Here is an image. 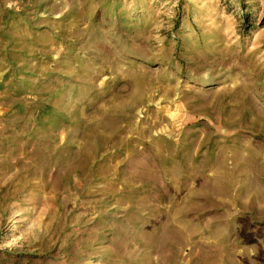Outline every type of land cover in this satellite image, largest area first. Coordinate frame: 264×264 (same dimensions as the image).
<instances>
[{"label": "rangeland", "instance_id": "374dc122", "mask_svg": "<svg viewBox=\"0 0 264 264\" xmlns=\"http://www.w3.org/2000/svg\"><path fill=\"white\" fill-rule=\"evenodd\" d=\"M0 264H264V0H0Z\"/></svg>", "mask_w": 264, "mask_h": 264}]
</instances>
